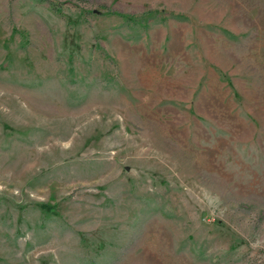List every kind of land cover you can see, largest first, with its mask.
I'll use <instances>...</instances> for the list:
<instances>
[{
  "label": "rangeland",
  "instance_id": "obj_1",
  "mask_svg": "<svg viewBox=\"0 0 264 264\" xmlns=\"http://www.w3.org/2000/svg\"><path fill=\"white\" fill-rule=\"evenodd\" d=\"M0 264H264V0H0Z\"/></svg>",
  "mask_w": 264,
  "mask_h": 264
}]
</instances>
